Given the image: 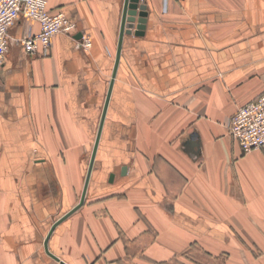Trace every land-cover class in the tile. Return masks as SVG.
Instances as JSON below:
<instances>
[{"label":"crops","instance_id":"1","mask_svg":"<svg viewBox=\"0 0 264 264\" xmlns=\"http://www.w3.org/2000/svg\"><path fill=\"white\" fill-rule=\"evenodd\" d=\"M47 2L72 36L30 55L18 41L40 25L20 18L0 67V264H61L44 242L80 202L116 60L124 0ZM142 2L85 204L49 248L67 264H264V147L229 134L264 93V0Z\"/></svg>","mask_w":264,"mask_h":264},{"label":"built area","instance_id":"2","mask_svg":"<svg viewBox=\"0 0 264 264\" xmlns=\"http://www.w3.org/2000/svg\"><path fill=\"white\" fill-rule=\"evenodd\" d=\"M144 1V0H142ZM169 0H163L167 9ZM20 18L37 21L40 31L29 34L18 43L30 55L49 54L58 34H73L76 24L67 15L49 8L47 0H0V67L9 48V29ZM77 46L89 49L90 38L76 40ZM229 134L245 154L264 147V93L254 102L237 109L229 124Z\"/></svg>","mask_w":264,"mask_h":264},{"label":"water","instance_id":"3","mask_svg":"<svg viewBox=\"0 0 264 264\" xmlns=\"http://www.w3.org/2000/svg\"><path fill=\"white\" fill-rule=\"evenodd\" d=\"M149 13L150 12L148 9V4L142 2V0H124V2H123L121 25H120L119 40H118L115 65H114V69H113V73H112V79H111V82L109 85V90L107 93V97H106V101H105V105H104L99 129H98V133H97V136L95 139L93 152L91 155V159H90V163H89V167H88V171H87L86 180H85L83 192L81 195V199H80V202L75 207H73L69 212H67L64 216H62L60 219H58L52 225V227H51V229H50V231H49V233L45 239V242H44L46 252L52 258H54L56 261L61 262V264H67V263L65 261H61V259L57 255H55L54 253L51 252V250L49 248V239H50L51 235L53 234L55 228L62 221H64L69 216H71L73 213H75L79 208H81L85 204V200H86V196H87V192H88V188H89V184H90V180H91V176H92V171H93V167L95 164L97 150H98L100 140H101L102 129H103V126L105 123V119H106V115H107V111H108V107H109V103H110V99H111V95H112V91H113L114 81H115V78H116V75L118 72V67H119L120 60H121L124 38L126 35H133V34H135L136 36L144 35L145 30L147 28L148 20H149V15H150ZM82 37H83L82 34H79L78 37H76V38L80 39ZM111 177L113 178V175H111Z\"/></svg>","mask_w":264,"mask_h":264}]
</instances>
